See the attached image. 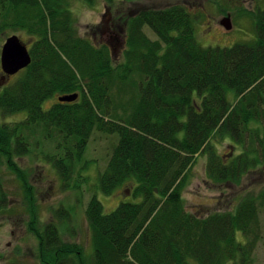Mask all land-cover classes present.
Wrapping results in <instances>:
<instances>
[{"label":"trees","instance_id":"16d2710c","mask_svg":"<svg viewBox=\"0 0 264 264\" xmlns=\"http://www.w3.org/2000/svg\"><path fill=\"white\" fill-rule=\"evenodd\" d=\"M69 1L0 0V37L14 30L11 36L21 31L34 39L31 65L7 85L13 76L3 72L0 47V208L5 169L20 185L42 264H249L262 239L264 189L231 212L206 217L186 209L183 193L200 154L215 185L239 184L259 165L256 157L264 161V6L251 13L254 40L231 48L202 46L198 13L183 5L145 10L127 19L118 63L111 46L79 35ZM76 93L74 103L59 101ZM15 115L24 118L4 122ZM96 132L118 138L98 190L124 201L105 214L92 195L88 255L63 238L61 224L72 220L66 206L54 210L60 222L42 223L32 173L17 159L36 144L62 190L78 191L72 183ZM226 139L243 149L229 161L217 152Z\"/></svg>","mask_w":264,"mask_h":264},{"label":"rangeland","instance_id":"374dc122","mask_svg":"<svg viewBox=\"0 0 264 264\" xmlns=\"http://www.w3.org/2000/svg\"><path fill=\"white\" fill-rule=\"evenodd\" d=\"M174 5H183L193 14L198 13L196 32L202 46L231 48L238 43L254 40L256 27L251 13L259 6H264V0H96L93 6L80 0L69 1L79 35L97 47L111 46L113 58L118 63L123 61L122 51L126 47L128 38L125 26L127 19L145 10H163ZM227 16L231 17V30H227L221 24ZM144 31L152 40L157 39L148 27H145ZM12 33L14 30H9L0 37V47ZM16 34L28 45V48L31 47L34 42L32 37L21 31H17ZM115 40H119V43ZM14 79L13 76L5 85ZM58 97L57 95L54 99L47 101L44 105L45 109H50ZM23 118L22 115L4 117V122H18ZM117 140L116 136L94 133L72 183L75 186H81L78 191L76 189L66 192L62 190V183L56 170L37 155L41 153L36 144L33 145L29 156L17 159L24 169L32 173L31 182L36 186L40 199L42 223L60 222L55 219L54 210L66 206L72 212V220L67 224H61L63 238L69 243L82 244L88 255L93 253L85 215L88 201L93 194H97L104 206L105 214L114 212L121 201H124L116 194L104 195L97 187L98 177L106 170ZM242 151L243 149H239V153ZM217 152L225 161L239 154L231 139L218 143ZM255 160L258 161V167L246 175L241 183L215 185L207 175V156L198 155L188 173V184L183 193L186 209L201 217L216 212H231L245 196L262 191L264 161L262 163L260 157H256ZM3 190L7 194V202L0 208V264H42L39 260L38 241L28 229L30 216L27 206L25 207L20 185L16 177L5 169ZM126 201L140 202L141 199L131 198ZM261 223L262 239L249 264H264V212L261 214Z\"/></svg>","mask_w":264,"mask_h":264},{"label":"water","instance_id":"95a60500","mask_svg":"<svg viewBox=\"0 0 264 264\" xmlns=\"http://www.w3.org/2000/svg\"><path fill=\"white\" fill-rule=\"evenodd\" d=\"M227 29H232L231 17L227 16L221 22ZM32 63V56L28 45L18 35L10 36L6 39L1 51V66L3 72L8 77L15 76ZM79 94H70L59 97L62 103H74L79 99Z\"/></svg>","mask_w":264,"mask_h":264},{"label":"flooded vegetation","instance_id":"af4514ba","mask_svg":"<svg viewBox=\"0 0 264 264\" xmlns=\"http://www.w3.org/2000/svg\"><path fill=\"white\" fill-rule=\"evenodd\" d=\"M114 38H115V37H114ZM112 41H114V40H112ZM115 41H117V42L119 43V40H115ZM257 167H258V166H255V168H257ZM252 170H253V169H252ZM252 170H251V171H252ZM251 171H250V172H251ZM248 174H249V173H248ZM248 174H246V175H248ZM246 175H244V176L242 177V180L246 177ZM241 201H242V199H241ZM241 201H240V202H241ZM239 204H240V203H239ZM239 204H238V205H239ZM261 224H262V223H261ZM262 229H263V228H262Z\"/></svg>","mask_w":264,"mask_h":264}]
</instances>
